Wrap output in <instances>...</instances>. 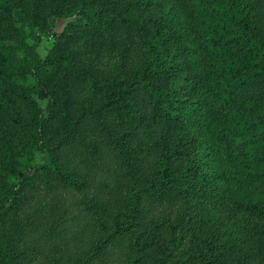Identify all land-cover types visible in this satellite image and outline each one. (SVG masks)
<instances>
[{
  "label": "rangeland",
  "instance_id": "374dc122",
  "mask_svg": "<svg viewBox=\"0 0 264 264\" xmlns=\"http://www.w3.org/2000/svg\"><path fill=\"white\" fill-rule=\"evenodd\" d=\"M142 1H119L127 10L109 13L103 30L77 12L23 29L28 45L31 30L41 37L44 63L25 81L0 83V91L28 95L19 110L41 114L45 124L33 125V141L18 148L31 168L11 179L16 194L0 205V264H189L184 258L209 240L213 247L196 263L264 264V217L242 203L264 200V83L251 78L238 105V115L258 119L255 179L243 188L215 184L197 129L190 135L163 117L150 96L152 85L181 87L187 65L182 41L170 37L175 14L160 22L165 2ZM243 1L264 39V0ZM19 14L13 10L15 20ZM14 23L0 9V34ZM171 54L177 61H163ZM152 59L163 67L146 78ZM175 94L184 106L189 94ZM132 188L141 192L133 220ZM98 241L104 246L95 251Z\"/></svg>",
  "mask_w": 264,
  "mask_h": 264
},
{
  "label": "trees",
  "instance_id": "16d2710c",
  "mask_svg": "<svg viewBox=\"0 0 264 264\" xmlns=\"http://www.w3.org/2000/svg\"><path fill=\"white\" fill-rule=\"evenodd\" d=\"M119 1L122 0H0V9L7 14L10 22L19 23V27H13L9 35L0 34V83L14 78L25 81L27 75L38 72L44 63L36 50L41 37L31 30L29 37L33 44L28 45L24 40V28L39 26V20L44 25L46 17L51 14L54 17H70L77 12L103 30L109 13L114 9L118 12L127 10L119 6ZM163 1L167 10L161 12L160 22L167 19V13L175 14L168 27L170 37L182 41L183 63L187 66L182 69L185 74L181 87L152 85L150 96L163 117L181 122L190 135L197 129V137L205 140L208 149L206 163L211 165L209 179L223 187H246L255 179L251 165L256 158L259 125L255 114L238 115V105L242 87L251 78L264 83V39L254 27L251 4L243 0ZM132 3L139 7L144 2L133 0ZM13 10L20 13L16 20ZM7 40L14 44H7ZM16 50L23 51L24 56L17 57ZM173 59L177 61L178 56L166 55L163 61L172 62ZM161 63L156 59L147 61L145 77L157 74L163 67ZM177 91L189 94L184 99V106L175 94ZM39 95L47 98L49 107L52 103L49 94L42 92ZM20 97L27 99L28 95ZM20 97L0 91V205L16 194L11 179L23 180L31 168L28 160H20L18 148L33 141V125L43 127L45 124L41 114L33 112L31 116H26L19 110L16 103H19ZM232 120L234 124H231ZM135 190L132 188L130 194L132 220L138 212L141 197L140 190ZM242 203L246 210L264 217V200L257 203L244 198ZM210 241L208 245L194 246L184 261L195 264L213 247L214 242ZM103 246L104 242L98 241L94 249L99 251ZM203 261L211 263L213 260L208 257Z\"/></svg>",
  "mask_w": 264,
  "mask_h": 264
}]
</instances>
